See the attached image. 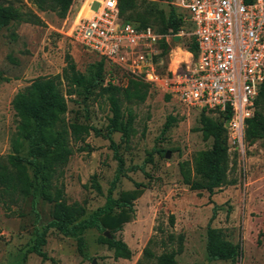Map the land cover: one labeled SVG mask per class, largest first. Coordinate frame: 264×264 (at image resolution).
<instances>
[{"label": "rangeland", "instance_id": "obj_1", "mask_svg": "<svg viewBox=\"0 0 264 264\" xmlns=\"http://www.w3.org/2000/svg\"><path fill=\"white\" fill-rule=\"evenodd\" d=\"M0 1H11L22 10L29 8L45 23L38 26L19 22L0 30V159H3L11 150L10 138L17 124L11 106L14 95L38 76L61 73L66 65V52L72 56L76 69L84 74L100 57L84 51L68 36L70 22L91 0H73L64 18L51 11H39L27 0ZM171 8L175 6L167 0H136L135 8L126 11L123 17L127 18V14L146 16L148 24L158 29L161 14L167 16ZM132 21L139 23L140 20ZM180 30L174 33L180 35L178 40L171 38V34H163L168 37L161 39L166 43V52H162L159 43L161 52L154 58L160 80L147 82L149 93L145 100L122 103L132 112L133 134L124 140L120 132L112 133L125 171L113 197L136 188L137 183L141 188V193L132 200L130 219L118 231L106 227L85 229L83 253L79 252L75 237L50 228L40 248L48 256L43 259L27 248L36 239L34 228L51 219L52 204L38 199L36 218L30 197L10 203L8 208L0 203V264H92L93 260L95 264H158V255L177 252L179 247L180 251L175 254L177 264H264V137L251 142L246 140L244 160L228 149L230 158L236 154V162L228 170V178L235 179L234 184L209 194L206 189H190L182 180L179 163L191 161L197 151L209 148L212 139L200 130L201 110L183 106L168 93L166 76L179 65H188L191 59L192 52L187 49L188 30L186 26ZM103 71L104 83L112 73L116 84L121 86L132 78L107 60ZM61 88L65 93L68 88L65 80ZM96 92L87 99L77 92L65 95V119L88 123L101 131L98 135L90 130L83 141L71 143L73 154L57 180L64 187L65 201L77 202L84 208V214L78 219L89 217L105 203L117 168L114 150L103 135L112 115L110 104L105 96ZM255 111L264 116V102L258 104ZM169 116H174L175 121L165 127ZM166 151L170 152L169 157L165 156ZM94 175L100 191L93 185ZM208 224L222 230L225 239L239 246L240 252L234 261L206 259ZM101 235L126 242L132 251L131 258H115L113 249L99 240ZM145 247L152 252L151 257L144 255Z\"/></svg>", "mask_w": 264, "mask_h": 264}, {"label": "trees", "instance_id": "obj_2", "mask_svg": "<svg viewBox=\"0 0 264 264\" xmlns=\"http://www.w3.org/2000/svg\"><path fill=\"white\" fill-rule=\"evenodd\" d=\"M39 11L54 12L57 17L64 18L73 0H27ZM172 2L173 0H167ZM0 1V30L19 22L43 26V19L33 10H22L11 1ZM119 14L133 10L136 0H117ZM125 20L144 27L148 24V17L138 14H127ZM132 20H140L135 23ZM151 26V25H150ZM182 26L181 15L175 8H171L164 16L161 14L159 28L154 29L160 34H174ZM162 52H166V43L160 41ZM187 49L196 51V46L191 41ZM66 65L61 73L34 78L22 90H19L11 100V106L17 117L15 132L12 134L11 150L3 159H0V203L7 208L10 203L19 199L31 198V208L38 218L36 204L42 199L52 204V217L43 226H36V239L27 248L28 252H35L43 259L47 254L40 248L46 242V234L50 228H55L65 236L76 238L77 247L83 253L84 238L82 232L91 227L100 230L103 227L113 231L121 229L122 224L130 219L132 200L141 193L137 183L132 190L121 191L117 198L112 193L120 176L124 174V161L118 152L116 143L112 138L113 132H120L121 138L127 140L134 132L132 127L133 115L126 102H143L149 93V84L138 78H129L127 84L121 86L104 80L105 59L100 57L90 64L87 74L76 69V64L69 54H65ZM63 80L67 82L66 92L62 91ZM97 90V95L105 96L110 104L112 115L109 117L106 133L103 134L110 141L117 160L115 175L107 190L105 203L98 207L89 217L78 219L84 214V208L77 202L68 204L64 198V187L57 180L62 176L64 166L73 154L72 142L83 141L84 137L93 130L100 135L101 131L88 123L77 120L65 119L67 102L65 95L75 92L82 94L83 99ZM169 98V95H166ZM264 102V83L260 87L256 99V106ZM222 114H213L204 109L199 114L200 130L206 137L212 139L211 146L197 151L192 160L179 163L183 182L192 190L206 189L209 194L215 189L235 183V179L228 178L230 165L235 164L236 154L230 158L227 146V135L222 126ZM226 117V116H225ZM175 121L174 116H169L165 122L168 127ZM264 137V116L255 111L254 116L247 121L245 140L249 142ZM231 160V163H230ZM93 185L97 191L100 186L93 176ZM215 215V211L213 215ZM173 224L174 217L170 216ZM99 240L113 249L115 258L130 259L132 251L122 239L101 235ZM180 242L182 236H179ZM151 240H149L150 242ZM148 242V243H149ZM180 251V247L177 252ZM176 251L163 252L157 256L158 264H177ZM239 246L225 239L222 230L207 225L206 259L232 260L239 255ZM144 255L151 257L153 254L148 247L143 250Z\"/></svg>", "mask_w": 264, "mask_h": 264}, {"label": "built area", "instance_id": "obj_3", "mask_svg": "<svg viewBox=\"0 0 264 264\" xmlns=\"http://www.w3.org/2000/svg\"><path fill=\"white\" fill-rule=\"evenodd\" d=\"M172 3L196 51L188 65L166 76L168 93L187 108L222 114L228 149L243 159L247 121L255 114L264 83V0ZM68 36L132 78L160 80L154 58L161 52L160 40L168 37L122 18L117 0H91L70 22ZM110 77L116 83L113 73Z\"/></svg>", "mask_w": 264, "mask_h": 264}, {"label": "water", "instance_id": "obj_4", "mask_svg": "<svg viewBox=\"0 0 264 264\" xmlns=\"http://www.w3.org/2000/svg\"><path fill=\"white\" fill-rule=\"evenodd\" d=\"M173 39H174V40H178V39H180V35H176V36H174ZM169 155H170V152H169V151H166L165 156H166V157H169ZM105 234H107V232H106ZM92 264H95V261H94V260H93Z\"/></svg>", "mask_w": 264, "mask_h": 264}]
</instances>
